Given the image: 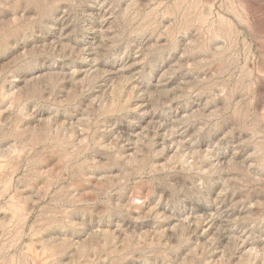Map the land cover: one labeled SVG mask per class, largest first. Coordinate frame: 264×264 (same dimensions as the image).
<instances>
[{"label":"rangeland","instance_id":"1","mask_svg":"<svg viewBox=\"0 0 264 264\" xmlns=\"http://www.w3.org/2000/svg\"><path fill=\"white\" fill-rule=\"evenodd\" d=\"M0 264H264V0H0Z\"/></svg>","mask_w":264,"mask_h":264}]
</instances>
